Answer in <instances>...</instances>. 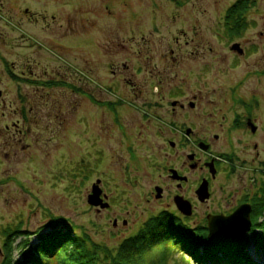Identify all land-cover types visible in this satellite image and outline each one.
Here are the masks:
<instances>
[{
  "label": "rangeland",
  "instance_id": "obj_1",
  "mask_svg": "<svg viewBox=\"0 0 264 264\" xmlns=\"http://www.w3.org/2000/svg\"><path fill=\"white\" fill-rule=\"evenodd\" d=\"M105 1L124 12L103 13L101 0H73L65 5L66 23L74 20L81 33L60 35L64 57L59 63L54 57H45L50 75L59 70L65 75L61 78L64 81L45 88L40 81L33 84L34 78L22 83L9 79L6 71L1 74L5 104L0 105V137L6 136L9 147L5 148L0 138V264L8 246L13 261H18L40 235H61L66 230L88 248L99 246L114 256L125 245L132 257L139 254L140 259L133 264H201L186 250V244L182 247L184 239L177 246L176 238L152 239L149 234L162 230L158 217L169 215L171 210L162 212L164 205L154 198L146 200L155 184L167 181L158 178L146 157L153 152L152 138L159 140L153 136L156 117L170 118L166 102L174 88L200 92L220 108L224 107L220 93L235 82L240 86L239 94L257 95L262 103L257 114L264 113V85L255 74L264 68V34H258L264 31V0H247L245 28L239 40L254 50L238 59L235 66L231 65L235 59L226 50L237 37L227 35L224 18L236 0ZM92 10L95 12L91 14ZM42 36L45 39V34ZM185 40L190 41L188 46ZM179 44L182 47L176 51L184 55L186 50H193L191 62L179 64L170 59L168 48L177 49ZM15 47L0 49L11 57L14 51L22 50ZM121 62L129 65L128 70H119L130 83L109 72L110 64L120 66ZM164 70L171 82L157 75ZM157 84L161 86L156 87L158 90L154 87ZM212 90L215 92L209 93ZM20 91H24L22 98ZM164 134L167 137L168 132ZM241 136V156L250 160L255 151L252 145H245V132ZM258 150L264 157L263 142ZM134 159L141 162L140 169L131 166ZM241 178L246 179L242 174ZM97 179L109 203L99 211L87 202ZM233 182V187L239 186L236 179ZM238 192L240 189L237 196ZM197 215L180 224L171 223L173 232L187 237V231L204 225ZM115 216L117 228L112 226ZM122 219L127 220V226L121 224ZM149 227L152 229L147 231ZM168 230L172 232V228ZM8 232L14 235L7 238ZM140 234L150 239L147 247L140 243ZM215 237H205L210 246L228 238L225 234ZM236 240L244 246L251 263L264 264V218L262 224ZM136 244L140 248L136 249ZM205 244H198V254ZM59 254L45 264H59Z\"/></svg>",
  "mask_w": 264,
  "mask_h": 264
},
{
  "label": "flooded vegetation",
  "instance_id": "obj_2",
  "mask_svg": "<svg viewBox=\"0 0 264 264\" xmlns=\"http://www.w3.org/2000/svg\"><path fill=\"white\" fill-rule=\"evenodd\" d=\"M72 1L0 0V48L7 46L13 49L16 48L15 46L22 48L21 51H14L11 57L8 56L9 58L0 49V82L1 74L5 71L7 77L16 82L26 83L27 80L30 81L34 78L33 84L42 83L41 85L45 88L47 85L64 81L61 78H64L65 75L61 74L59 70H56L54 75H50L45 57H48L47 60L54 57L59 63L64 57L62 48L64 45L61 44L60 35L81 33L74 20L68 21V23L65 21L63 9ZM93 1L97 2V0ZM101 1L102 12L107 15H111L114 11L124 12L117 11L118 8H114V5L105 0ZM115 1L123 2L124 0ZM168 1L176 2V0ZM249 1L251 2V0ZM94 12L92 10L91 14ZM243 13L237 17L238 24L242 25L237 26L236 31L232 30V25H229L231 22L227 16L224 18V22L227 24L225 27L227 35L230 38L237 37L227 45L226 50L227 54L235 59L231 64L233 66L236 65L238 59L250 56L254 50V46L249 48L242 40H239V35L245 28ZM92 23L93 21H91V25ZM42 34H45V39ZM258 34L262 37L264 31L259 30ZM141 39L144 40L145 37L141 35ZM176 42L178 43V41ZM184 44L188 46L190 41L185 40ZM181 47L179 44L177 49L168 48L170 59L179 64L183 61L191 62L194 55L193 50H186L187 53L184 55L176 51ZM28 50H31V53L24 52ZM207 50H211V48L208 47ZM33 53L37 55L35 56ZM120 67L123 70H128L129 65L125 62H121L120 66L110 64L108 68L111 76L122 77ZM166 72L167 70H164L162 74ZM162 74L157 75L161 76V79L170 81L167 79V73ZM255 74L258 76L260 85H264V68L257 69ZM173 76L177 77L176 74ZM122 78L126 80V83H130L128 77L123 76ZM158 84L154 87H161ZM158 88L156 89L158 90ZM177 88L179 90L174 88L171 92L172 97L166 102L170 109V118L156 117L158 122L155 124L156 131L153 136H157L159 140L152 138L153 152L146 156L149 167L153 166L152 170L157 172L158 178L164 177L167 181L163 184H155L153 191H150L152 196L146 200L150 201L154 198L160 202L166 208L162 209V212L170 208L169 215L178 224L198 212L200 215H197L199 216L198 220L202 219L205 222L200 227L203 230L206 229V232L208 218L228 216L242 205L249 206V219L252 228L262 224L264 218V157H261L258 146L260 143H264V113L257 114L262 104L259 103V98L256 94L249 96L239 94L237 89L240 86L235 82L228 87L227 92L223 91L227 94L226 96L223 92L220 93L224 107L219 108L214 99L203 98L200 92L187 93L180 87ZM213 92L215 90L209 93L213 94ZM19 93L22 98L24 91ZM1 104H5L2 88H0ZM28 110H32V107H29ZM165 131L168 132L167 137L164 134ZM242 132H245V137L248 140L244 141L245 145H252V149L255 151L250 160L241 156ZM0 138L3 140L5 148H8L6 136L2 135ZM27 145L28 143L24 142L22 146L26 147ZM138 163L141 166V162L134 159L130 164L133 168L140 169ZM240 167L242 168L240 169ZM241 174L245 176V180L241 178ZM235 179L239 182L237 187H233ZM156 187L160 188L158 198L155 197ZM235 188L236 190H234ZM237 189H240L238 196ZM103 195L105 194L102 192V198ZM106 198L105 195L103 202H107ZM179 204L188 207L190 214L182 213L178 207ZM96 209L99 211L100 207H96ZM224 211H228L229 214L223 215ZM260 218L261 221L258 223L257 220ZM127 223L126 219H122L123 226H127ZM112 226L114 228L119 226L118 217L115 216L112 219ZM219 237L220 235H216L215 238Z\"/></svg>",
  "mask_w": 264,
  "mask_h": 264
},
{
  "label": "trees",
  "instance_id": "obj_3",
  "mask_svg": "<svg viewBox=\"0 0 264 264\" xmlns=\"http://www.w3.org/2000/svg\"><path fill=\"white\" fill-rule=\"evenodd\" d=\"M247 6V0H237L228 8L227 19L231 22L229 25H232V30L236 31L237 26L239 27L242 25L238 24L237 17L241 16ZM158 218L163 228L158 233L154 230L153 234L149 233L152 235V239L170 238L172 240L176 238L177 240H175V243L176 245L178 244L177 246H180L179 241L184 239V243L181 241L182 247L185 248L184 245L186 244V250L192 252L197 257H195L197 261L201 264H217L218 262L223 264H255L251 263L249 255L244 251V246L239 245L237 240L225 237L226 240L220 245L216 243L214 246H210L209 241L205 239L206 229L202 231V228L198 227L193 229L192 232L187 231V237H185V235L180 232H173L174 228L171 226V223H176L173 217L160 214ZM53 227L52 225V229ZM168 228H172V232H170ZM151 229L152 228L149 227L147 231ZM66 231V233L61 235L58 232L54 234L51 232L45 236L40 235L35 245L28 247L21 253V258L18 261H13L12 249L8 246L1 264H45L49 260L54 259L57 252L60 253L59 255L62 258L61 262H58L59 264H133L140 259V257H138L139 254L132 257L130 252H126L124 249L125 245L121 247L123 249H121L116 256L109 254L106 250L103 251L99 246L96 247L93 245V249H90L85 245L82 239H79V242L77 238L70 236L68 230ZM143 233L145 234V231ZM142 234H140V243L145 244L147 247L148 243H151V241L150 239H146ZM12 235H14L13 232H8L7 238H10ZM263 242L261 243L263 244ZM201 243L206 244L203 248L204 250L198 254L197 250ZM133 244L135 243L131 245ZM135 247L136 249L140 248L137 244Z\"/></svg>",
  "mask_w": 264,
  "mask_h": 264
},
{
  "label": "water",
  "instance_id": "obj_4",
  "mask_svg": "<svg viewBox=\"0 0 264 264\" xmlns=\"http://www.w3.org/2000/svg\"><path fill=\"white\" fill-rule=\"evenodd\" d=\"M100 180L97 179L91 185V190L87 195V202L96 207L106 208L108 206L107 202H103V198L101 197L102 190L99 186ZM156 195L155 197H159L160 188H155ZM180 211L186 215L190 214V210L188 207L179 204L178 205ZM251 229V221L249 219V206L242 205L237 207L230 215L222 217L215 216L212 218H208L207 221V235L206 238L208 240L213 239L216 235L225 234L231 239L242 238L246 233H248Z\"/></svg>",
  "mask_w": 264,
  "mask_h": 264
}]
</instances>
